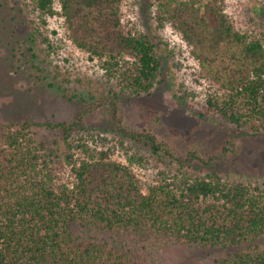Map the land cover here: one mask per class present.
I'll return each mask as SVG.
<instances>
[{
    "label": "trees",
    "instance_id": "16d2710c",
    "mask_svg": "<svg viewBox=\"0 0 264 264\" xmlns=\"http://www.w3.org/2000/svg\"><path fill=\"white\" fill-rule=\"evenodd\" d=\"M121 2L30 0L28 7L43 24L45 16L60 18L68 40L102 72L110 90L101 114L113 130L169 159L176 174L142 190L132 160L125 165L104 153L72 159L85 147L73 137L86 132L82 115L0 123V264H147L149 244L167 242L226 251L210 264H264V188L218 173L237 153L243 129L264 134V41L237 30L222 0L147 6L188 48L206 84V113L236 129L214 155L194 146L181 151L160 133L159 116L135 127L120 112L118 95L151 96L162 82L153 41L121 26ZM43 127L63 137L69 183H57L49 170L51 147L35 131Z\"/></svg>",
    "mask_w": 264,
    "mask_h": 264
},
{
    "label": "rangeland",
    "instance_id": "374dc122",
    "mask_svg": "<svg viewBox=\"0 0 264 264\" xmlns=\"http://www.w3.org/2000/svg\"><path fill=\"white\" fill-rule=\"evenodd\" d=\"M222 1L237 30L264 41V0ZM29 2L0 0V123L29 119L56 124L82 115L86 132L73 133V137H81L85 147L75 151L72 159L97 158L104 153L121 164L129 165L132 160L129 166L142 190L162 178L171 179L176 166L169 159L151 154L113 130L101 114L100 105L110 90L102 72L68 40L60 18L45 16L43 24L38 14L31 12ZM152 2L122 0L120 23L124 29L140 31L153 41L162 65V82L151 96L118 95L120 112L124 121L135 127L146 126L159 116L160 133L172 138L179 150L194 146L201 153L214 155L236 129L206 113V84L198 77L197 65L179 36L170 27L157 24L153 6L147 7ZM111 87L117 90L115 85ZM35 131L36 138L46 140L51 147L49 170L56 182L69 183L71 166L65 159L62 135L46 127ZM240 133L237 153L222 163L218 173L228 182L264 188V134L248 129ZM259 243L264 246V240ZM146 255L147 264H210L225 257L226 251L167 242L150 243Z\"/></svg>",
    "mask_w": 264,
    "mask_h": 264
}]
</instances>
